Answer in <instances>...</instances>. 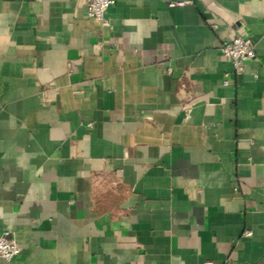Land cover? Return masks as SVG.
Masks as SVG:
<instances>
[{
  "label": "crops",
  "instance_id": "crops-1",
  "mask_svg": "<svg viewBox=\"0 0 264 264\" xmlns=\"http://www.w3.org/2000/svg\"><path fill=\"white\" fill-rule=\"evenodd\" d=\"M85 1L0 0L9 264H264V0Z\"/></svg>",
  "mask_w": 264,
  "mask_h": 264
},
{
  "label": "built area",
  "instance_id": "built-area-1",
  "mask_svg": "<svg viewBox=\"0 0 264 264\" xmlns=\"http://www.w3.org/2000/svg\"><path fill=\"white\" fill-rule=\"evenodd\" d=\"M86 7L88 15L100 21L103 25L110 24L109 19L106 17V11L111 7L114 0H86ZM181 4H184L183 2ZM220 50L222 54L229 59L233 66V72L240 75L245 71L247 61L256 58L255 44L252 39L244 36H236L232 39H224L221 43ZM227 83V81H225ZM186 119L189 118L190 110H186ZM91 127L92 124H89ZM247 236H251L252 232L247 231ZM20 247L17 244L14 236L6 231L0 234V259L5 264H9L14 257L20 254ZM206 264H214L207 262Z\"/></svg>",
  "mask_w": 264,
  "mask_h": 264
}]
</instances>
